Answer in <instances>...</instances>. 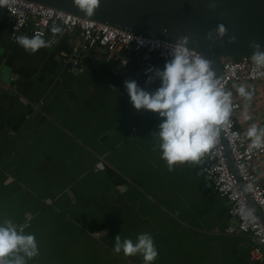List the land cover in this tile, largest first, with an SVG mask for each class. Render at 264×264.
Returning a JSON list of instances; mask_svg holds the SVG:
<instances>
[{
	"label": "crops",
	"instance_id": "obj_1",
	"mask_svg": "<svg viewBox=\"0 0 264 264\" xmlns=\"http://www.w3.org/2000/svg\"><path fill=\"white\" fill-rule=\"evenodd\" d=\"M6 19L2 10L0 223L11 220L35 236L38 255L26 264H145L140 254L113 252L117 235L135 243L142 233L158 251L152 264H255L253 239L225 232L233 224L228 200L206 186L201 159L169 170L151 135L162 118L130 102L124 82L153 91L160 81H146L167 61L89 47L72 72L64 63L78 30L52 31L51 47L30 54L16 42L34 36L30 27L13 36ZM148 61L155 68L138 76ZM260 89L237 113L244 133L251 124L264 127ZM254 169L264 184V156Z\"/></svg>",
	"mask_w": 264,
	"mask_h": 264
},
{
	"label": "clouds",
	"instance_id": "obj_2",
	"mask_svg": "<svg viewBox=\"0 0 264 264\" xmlns=\"http://www.w3.org/2000/svg\"><path fill=\"white\" fill-rule=\"evenodd\" d=\"M8 2L0 0V6ZM99 3L100 0H74V5L89 16L94 14ZM52 31L59 33L60 29L53 28ZM216 32L222 38L226 34L225 26L218 25ZM235 39L234 36L230 37L229 42L234 43ZM16 42L30 54L41 48H49L52 44V41L46 42L40 33L31 38L18 35ZM186 44L187 37L181 38L164 68L156 69L148 77L146 84L160 81V86L155 90L148 91L135 80L124 82L130 102L136 110L157 113L162 118L158 131L151 135L157 139L161 158L167 162L169 170L178 163L199 162L213 147L221 126L229 120L233 111L232 92L220 87L221 82L215 77L212 62L202 55H194L185 47ZM250 47L254 49L251 56L253 64L257 68H264V52L260 51V45L253 42ZM233 87L245 100H251L253 93L244 85ZM247 107L245 105V120L250 119ZM244 135L251 141L250 149L264 147V127L251 124ZM239 213L245 219L252 214L251 210L245 211L243 206ZM113 252H123L126 257L140 254L145 264H152L158 256L148 233L139 234L135 243L128 238L122 240L121 235H117ZM37 255L34 235L25 234L22 228L18 230L11 220L0 223V264H26L25 258L31 259Z\"/></svg>",
	"mask_w": 264,
	"mask_h": 264
},
{
	"label": "built area",
	"instance_id": "obj_3",
	"mask_svg": "<svg viewBox=\"0 0 264 264\" xmlns=\"http://www.w3.org/2000/svg\"><path fill=\"white\" fill-rule=\"evenodd\" d=\"M0 7L7 14L6 20L11 26L13 36L26 26L30 27L33 35L40 33L43 36L45 28L62 26L68 31L78 30L79 35L89 47H102V50L108 54L119 51L144 53L160 61H168L173 48L178 44L164 38L144 35L106 22L79 16L34 0H9L6 5ZM187 48L194 55H202L193 48ZM127 63V58L121 60L123 66ZM77 64L78 61L74 60L73 65ZM154 68L155 64L148 61L144 68L136 74L146 75ZM219 80L220 87L232 92L233 111L229 120L220 128L222 137L219 133L213 147L201 157V170L211 183V187L228 200L226 212L230 216L237 217V227L230 223L225 228V232H238L253 239L250 258L255 264H264V222L249 204L243 190L240 189L225 155V147H227L246 192L264 214V184L254 169L255 161L264 156V147L250 149L251 141L238 127L237 113L242 105L249 101L241 97L233 87V85L237 87L244 85L253 93L252 100L255 94L262 92L260 88L264 85V68H257L251 57H223ZM152 114L159 117L157 113ZM242 206L245 211L251 210L250 218L245 219L240 215L239 209ZM21 228L22 226L19 227Z\"/></svg>",
	"mask_w": 264,
	"mask_h": 264
},
{
	"label": "water",
	"instance_id": "obj_4",
	"mask_svg": "<svg viewBox=\"0 0 264 264\" xmlns=\"http://www.w3.org/2000/svg\"><path fill=\"white\" fill-rule=\"evenodd\" d=\"M34 1L174 43L187 37L185 46L199 51L212 62L217 79L221 77L223 57H251L254 49L250 44L253 42L258 43L260 51L264 52V0H100L99 7L92 16L75 6L74 0ZM221 24L226 28V34L222 38L216 32L217 26ZM8 25V31L12 32L10 24ZM61 29L64 27L60 26ZM50 32L51 27L45 28V40ZM233 36L236 38L235 42L230 43L229 39ZM87 49L89 46L80 36L77 49L64 63L65 67L77 72L80 64L73 65V61L80 60ZM93 50L100 51L102 47L94 46L91 51ZM219 133L222 137V133ZM222 141L225 142L223 138ZM225 155L240 189L264 222V214L246 192L227 147ZM206 186H211V183L208 181ZM226 216L237 227V217L230 216L227 212Z\"/></svg>",
	"mask_w": 264,
	"mask_h": 264
}]
</instances>
